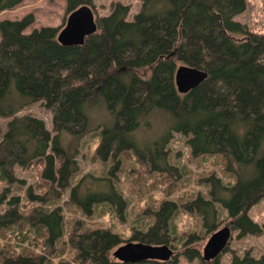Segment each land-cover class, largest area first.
Wrapping results in <instances>:
<instances>
[{
	"label": "trees",
	"instance_id": "1",
	"mask_svg": "<svg viewBox=\"0 0 264 264\" xmlns=\"http://www.w3.org/2000/svg\"><path fill=\"white\" fill-rule=\"evenodd\" d=\"M22 1L0 0V12ZM64 2L66 15L84 5L95 14L93 0ZM140 3L131 20L128 5L111 4L107 15L95 18L96 32L80 46L60 45L56 27L25 34L32 14L0 21V116L11 117L0 140V181L5 184L0 192V209L5 205L0 210V236L25 227L37 236L44 234L45 247L54 244L63 235V214L59 207L45 210L43 204L66 190L70 203L84 213H90L93 205H106L122 221L127 200L112 177L120 166L118 155L131 152L149 171L167 173L174 167L164 148L173 133L188 136L192 157L222 156L226 171L235 178L234 184L227 185L215 175L203 178L209 199L197 195L183 204V210L200 217L203 228L213 232L218 215L215 204H220L239 236L264 231V224L247 215L264 196V35L234 20L245 10V0ZM179 65L202 70L207 77L179 94L174 86ZM40 101L52 111L54 135L42 120L16 116ZM153 119L162 127L161 133L139 144L135 134L151 127ZM96 131L99 142L94 157L101 162L111 159V170L98 177L88 174L71 186L78 171L80 140ZM34 162L42 163L40 178L46 190L36 194L29 187L27 201L41 205L22 213L18 197L8 193L17 182L15 167L26 168ZM86 177L103 183V190L81 196ZM179 206L173 200L162 201L153 212L154 222L137 230L130 240L166 245ZM26 236L20 234L21 240L26 241ZM69 243L76 254L72 261L59 264H115L110 252L123 240L102 228L71 234ZM0 264H44V259L13 255L0 247ZM211 264H220L218 258ZM230 264H264V256H233Z\"/></svg>",
	"mask_w": 264,
	"mask_h": 264
},
{
	"label": "rangeland",
	"instance_id": "2",
	"mask_svg": "<svg viewBox=\"0 0 264 264\" xmlns=\"http://www.w3.org/2000/svg\"><path fill=\"white\" fill-rule=\"evenodd\" d=\"M116 2L129 6L128 20H131L133 15L139 11L141 5L140 0H93L94 17L107 15L110 12L111 4ZM27 14H32L33 22L24 30L25 34L41 27H56L59 31L67 18L64 0H23L15 8L0 12V21L6 19L19 20ZM234 20L243 24L250 32L264 35V0H245V10L236 15ZM235 37L238 38L239 36ZM25 115H31L42 120L46 129L54 135L52 111L47 109L42 101L29 105L16 114V116ZM93 118L95 117L93 116ZM99 119L103 120L102 117ZM10 120L11 117L0 116V140ZM159 125V122L153 119L151 127L141 128L135 134L136 141L139 144L148 143L159 136L162 131V127ZM97 134L98 131L89 133L80 140L76 157L78 171L71 179V186H74L81 177L88 174L98 177L103 172L108 174L111 170L113 164L111 159L101 162L94 157L99 142ZM187 139L188 136L173 133L171 140L165 146L164 150L168 162L174 167L167 173L149 171L131 152L118 155L117 159L120 166L112 177L117 188L127 200V208L122 221L116 217L115 213L110 212L106 205H93L90 213H84L78 206L70 203L69 190H66L56 200L43 204L45 210L59 207L63 214V235L58 241L49 247H45L44 234L37 236L35 231L25 227L18 229L14 227V230H10L8 234L0 236V247L13 255L22 253L33 257L43 256L44 264L72 261L76 251L69 243L71 234L103 228L119 234L123 240L122 244L131 242L130 239L137 230L145 229L147 225L154 222L153 212L159 204L164 200H173L180 206L172 221L173 233L169 236V242L166 244L174 254L170 260L176 258V264H203L202 251L208 238L214 231L228 225L231 218L220 204H215L218 210L217 225L213 232H209L203 228L200 217L183 210V204L193 200L197 195L209 199V187L205 182H202L203 178L215 175L226 185L234 184L235 178H233L232 173L226 171L224 167L226 162L220 155L192 157L186 144ZM41 168V162H34L26 168L15 167L14 174L17 182L10 186L8 196L18 197V211L22 213L29 212L41 205L37 201L28 202L26 194L29 187L34 188L36 194L45 192L46 189L42 186L40 178ZM86 178L79 190L81 196L85 192L103 190V183L97 179ZM4 185L0 181V192ZM4 207L5 205L2 209ZM247 215L257 224H264V196L247 211ZM23 233L27 235L26 241L21 240L20 234ZM37 243L38 245H35ZM226 248V251H223L218 257L220 264H230L233 256L241 258L246 254L255 259L262 258L264 256V231L258 235L239 236L238 230L231 227V239ZM187 252L191 257L185 255ZM111 258L115 264H121L112 255ZM137 264L169 263L168 261L167 263L145 261Z\"/></svg>",
	"mask_w": 264,
	"mask_h": 264
},
{
	"label": "water",
	"instance_id": "3",
	"mask_svg": "<svg viewBox=\"0 0 264 264\" xmlns=\"http://www.w3.org/2000/svg\"><path fill=\"white\" fill-rule=\"evenodd\" d=\"M97 30L94 14L88 6H80L67 15L64 26L58 31L56 40L62 46H80L86 37ZM207 77L206 72L186 65H179L174 72V86L179 94L194 89ZM232 223L214 231L208 238L202 260L206 263L218 258L231 239ZM112 257L121 264H137L145 261L167 262L173 256L168 245H151L127 242L116 247Z\"/></svg>",
	"mask_w": 264,
	"mask_h": 264
},
{
	"label": "flooded vegetation",
	"instance_id": "4",
	"mask_svg": "<svg viewBox=\"0 0 264 264\" xmlns=\"http://www.w3.org/2000/svg\"><path fill=\"white\" fill-rule=\"evenodd\" d=\"M174 255V254H173ZM173 257V256H172Z\"/></svg>",
	"mask_w": 264,
	"mask_h": 264
}]
</instances>
